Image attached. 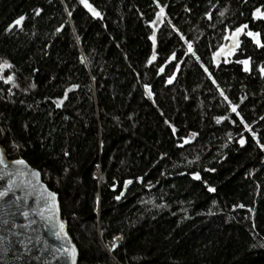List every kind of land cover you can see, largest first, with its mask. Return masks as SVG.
Returning a JSON list of instances; mask_svg holds the SVG:
<instances>
[{
    "label": "trees",
    "instance_id": "obj_1",
    "mask_svg": "<svg viewBox=\"0 0 264 264\" xmlns=\"http://www.w3.org/2000/svg\"><path fill=\"white\" fill-rule=\"evenodd\" d=\"M88 1L0 0V144L59 194L79 264H264V47L212 58L242 25L264 43V0Z\"/></svg>",
    "mask_w": 264,
    "mask_h": 264
},
{
    "label": "water",
    "instance_id": "obj_2",
    "mask_svg": "<svg viewBox=\"0 0 264 264\" xmlns=\"http://www.w3.org/2000/svg\"><path fill=\"white\" fill-rule=\"evenodd\" d=\"M88 3L90 2L88 1ZM94 8L100 14L99 10ZM92 17L97 18L99 16L92 15ZM241 36L242 33L238 37ZM236 49L237 47L233 50V41L230 40L229 44L214 53L212 58L215 63H220L223 58L233 54ZM154 57V59L152 57L151 63L157 58L156 55ZM0 150L3 152L4 163L9 166L8 169H3L0 166V177H2L0 190L8 187L9 177L5 174L6 172L24 173V175L17 174L12 177L14 181L13 191L8 197L0 199V264H71V261L64 256H54V248L60 247L61 244L76 247V264H79V249L69 232L68 221L63 218L59 194L43 180L41 171L26 159L9 158L1 144ZM15 160H23L27 168L13 164L12 162ZM33 171L39 172L38 178L31 175ZM191 177H194V174H191ZM41 185L56 193L58 211L51 217L47 211H45L46 218H41L37 214L44 207V200L39 195L42 191ZM24 211L29 212L27 219L22 215ZM4 220H7L8 223H3ZM31 221H35V223H31ZM57 221L65 225L67 241L56 238Z\"/></svg>",
    "mask_w": 264,
    "mask_h": 264
},
{
    "label": "snow or ice",
    "instance_id": "obj_3",
    "mask_svg": "<svg viewBox=\"0 0 264 264\" xmlns=\"http://www.w3.org/2000/svg\"><path fill=\"white\" fill-rule=\"evenodd\" d=\"M80 3L93 15V16H99L100 14L95 10V8L88 3V0H80ZM157 7H160L159 4H157ZM37 12H39V10H37ZM164 13V9L161 7L160 8V12L157 14L158 18L163 15ZM70 14V13H69ZM222 14V13H221ZM253 19H260V20H264V12H262L259 8H257L253 14ZM24 20V17L21 16L19 17L17 20L14 21V24L16 26H19L21 24V21ZM155 23V22H153ZM12 25H9V28H11ZM247 25H242L239 28H236L235 31L232 33L231 37H227L228 39H231L233 41V50L236 47H239V40L237 39V37L243 32V34L249 38H251L252 42L256 44L257 47H264V43L261 42L260 40V33L258 32H253V31H244V29H247ZM183 39V37H181ZM150 39H152L153 41V46L155 47V33H153V37H150ZM191 45H189V51H191ZM194 54V53H193ZM155 57L153 56V59ZM249 59H244V60H237L236 62L243 65V70L245 72L250 71L249 68ZM149 63H151V60L149 61ZM12 65L9 64L7 61H3L0 62V79L4 80L5 83H10L13 81V76L12 75H8L7 77L3 76V71L6 69H11ZM161 71H163V69H161ZM205 71H207V69H205ZM260 74L264 75V67H261L259 69ZM169 83H171V78L168 81ZM213 83H215V81H213ZM147 87V86H146ZM149 95H151V93H149ZM221 95L223 96V92H221ZM225 100H227V97H225ZM62 103V101L57 102V107L60 106V104ZM232 111L236 112V106H232ZM237 115H239V113H237ZM220 119L222 118H217V123L220 122ZM241 123L243 124V120L241 119ZM245 128H248V125H244ZM173 132H175V129L173 128ZM195 135V134H193ZM253 138L255 139V135L253 134ZM241 143H243V139L241 140ZM262 149H264V145H261ZM67 155V153H65ZM13 164H17V165H22L24 168H27V165L25 164V162L23 160H15L12 162ZM0 166L3 167V169H8V165L4 163V159H3V152L2 150H0ZM8 177V187L4 188L3 190H0V199H4L5 197H8L9 194L13 191V185H14V181L12 179L13 176L19 174V175H24L23 172H19V173H14L11 171H8L5 173ZM32 176L38 178L39 177V172H35L33 171L31 173ZM194 178L199 179V175L198 174H194ZM0 179H2V177H0ZM131 181H125V186H127L128 184H130ZM41 187V193L40 198L44 200V207L43 209H41L37 214L41 217V218H46L45 217V211H47L49 213V217H51L52 215H54L57 211V202H56V193L55 192H51L49 191L46 187H44L43 185L40 186ZM208 191H214V189L212 188H208ZM121 195H123V193H121ZM120 197L117 196L116 199H119ZM19 199V198H17ZM14 203V202H13ZM241 207H243V205H241ZM22 215L25 217V219L28 218L29 216V212L28 211H24L22 212ZM3 223L7 224L8 221L4 220L2 221ZM31 223H35V221H31ZM57 225H58V231L55 233L56 238L58 240H65L67 241V233L65 231V225L62 222L57 221ZM23 243V242H21ZM70 244V242H69ZM113 247H115V245H113ZM55 255H61L66 257L68 260L71 261V264H76V257H77V249L74 245L68 246L66 244H61L60 247H56L54 248V256Z\"/></svg>",
    "mask_w": 264,
    "mask_h": 264
},
{
    "label": "built area",
    "instance_id": "obj_4",
    "mask_svg": "<svg viewBox=\"0 0 264 264\" xmlns=\"http://www.w3.org/2000/svg\"><path fill=\"white\" fill-rule=\"evenodd\" d=\"M95 175L99 178V175H100L99 170L95 171ZM116 237H118V238L120 239L121 235L116 236ZM114 238H115V237H114ZM112 240H113V239H112ZM112 240H111V241H112ZM111 241H110L109 244H108V245H109V250H110V251L113 250V249L115 248V247H114V248L111 247V245H110ZM117 246H118V245H117Z\"/></svg>",
    "mask_w": 264,
    "mask_h": 264
},
{
    "label": "flooded vegetation",
    "instance_id": "obj_5",
    "mask_svg": "<svg viewBox=\"0 0 264 264\" xmlns=\"http://www.w3.org/2000/svg\"><path fill=\"white\" fill-rule=\"evenodd\" d=\"M227 37H231V35H228ZM241 37H242V36H241ZM241 37H238L239 43H240V39H241ZM230 40H231V39H228V38H227V39L225 40V42L223 43L222 46H223V47H226V46L229 44ZM223 47H222V48H223Z\"/></svg>",
    "mask_w": 264,
    "mask_h": 264
},
{
    "label": "bare ground",
    "instance_id": "obj_6",
    "mask_svg": "<svg viewBox=\"0 0 264 264\" xmlns=\"http://www.w3.org/2000/svg\"><path fill=\"white\" fill-rule=\"evenodd\" d=\"M121 238V237H120ZM118 237H115V238H113V240L111 241V245H112V247H113V245H115L116 246V244H118L117 242H118ZM120 240V239H119Z\"/></svg>",
    "mask_w": 264,
    "mask_h": 264
},
{
    "label": "rangeland",
    "instance_id": "obj_7",
    "mask_svg": "<svg viewBox=\"0 0 264 264\" xmlns=\"http://www.w3.org/2000/svg\"><path fill=\"white\" fill-rule=\"evenodd\" d=\"M121 238H122V236H121ZM121 238H120V240L118 239V242H117L118 244L120 243V241H121ZM118 244H116V246H115V247H117V245H118ZM110 245H111V244H110ZM111 247H112V245H111ZM112 248H114V247H112Z\"/></svg>",
    "mask_w": 264,
    "mask_h": 264
}]
</instances>
